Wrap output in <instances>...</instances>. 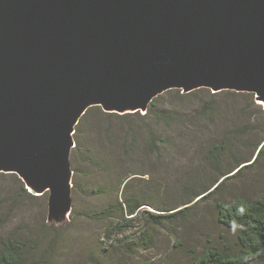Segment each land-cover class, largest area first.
<instances>
[{"label": "water", "instance_id": "1", "mask_svg": "<svg viewBox=\"0 0 264 264\" xmlns=\"http://www.w3.org/2000/svg\"><path fill=\"white\" fill-rule=\"evenodd\" d=\"M253 94L264 104V0H0V174L73 207L86 113L147 112L164 93Z\"/></svg>", "mask_w": 264, "mask_h": 264}, {"label": "rangeland", "instance_id": "2", "mask_svg": "<svg viewBox=\"0 0 264 264\" xmlns=\"http://www.w3.org/2000/svg\"><path fill=\"white\" fill-rule=\"evenodd\" d=\"M153 104L151 114L123 119L109 118L101 108L90 111L75 135L82 150L78 158L74 150L71 155L73 207L64 225L47 223L48 193L25 197L18 176L0 177V240L20 234L43 257L40 264H186L193 249L234 242L236 234L219 224L215 205L264 195V149L256 159L264 145V104L253 94L208 89L168 91ZM154 111L170 119L159 121ZM149 132L164 139L153 151L144 149ZM214 146L224 147L228 155L220 156L219 171L209 156ZM232 155L248 167L239 171ZM227 169L229 175L222 178ZM216 180L223 182L220 191L213 187ZM202 188L215 191L203 198ZM126 199L147 204L126 218L131 224L92 218ZM163 208L186 212L174 223L154 227L151 215L167 214L159 212ZM119 222L123 226L116 229Z\"/></svg>", "mask_w": 264, "mask_h": 264}, {"label": "trees", "instance_id": "3", "mask_svg": "<svg viewBox=\"0 0 264 264\" xmlns=\"http://www.w3.org/2000/svg\"><path fill=\"white\" fill-rule=\"evenodd\" d=\"M153 103L150 106L152 111L155 108V104ZM94 109H100V107H94L86 113L77 126L78 128L76 134L80 132L79 128H82L85 124H87L88 114ZM148 111L146 115L152 113V111ZM102 114L109 118L115 117L118 119H123L127 116L129 117L134 115L107 114L103 112ZM153 116L159 121H168L170 119V116H168L165 112L157 113L154 111ZM131 141L132 142L130 143V146L131 144H134V139L131 138ZM162 144H164L163 138L157 136L153 132H149L147 144L144 149L148 148L153 151V148ZM124 147H126V145H124ZM219 147L220 146H214V148L209 151L210 159L213 160V167L216 170L221 168L220 156L225 154L227 155V152L225 153L224 151V147H221L220 150ZM263 149L264 145L259 150L256 159H258L261 154L263 155ZM81 150L82 148L78 142L73 153L74 159L78 158V154L81 152ZM231 158L235 161L236 166L241 167L239 171L248 167H242L244 164L242 163V158L234 157L233 155ZM87 162L89 164H95V161L90 157L87 158ZM229 171L230 169H227L225 172L228 173H221L220 170L218 175L220 176L221 173V177L224 178L229 175ZM4 175L5 174H0V177ZM228 178L229 177L226 179ZM222 184L223 182L216 180L215 183H213V187L215 186V190L220 191L223 186ZM215 190L209 193L207 188H202L200 192H203V195H206L203 196V198H206L209 194L214 193ZM21 193V195L25 197L37 198L36 196H33L31 193H29L25 185L21 187ZM16 199L20 203V191L16 194ZM145 205L147 204L141 203L137 199L116 201L115 203H110L101 210L96 211L92 215V218L104 220L116 218L118 221H124L123 225L131 224V219L126 218L128 216L136 215L138 211ZM215 209L219 224L228 231L234 232L236 234L235 241L232 243L220 242L219 245H210L204 247L199 252H196V250L194 251L193 249L190 251L192 255L191 260L186 264H264V195L256 199L242 197L236 198L235 200L229 202L218 201L215 205ZM159 212H167V214H156L154 216L151 215L154 227L162 226L170 222L174 223L177 221V219H179V216H184L186 211L185 209H181L174 212L171 208H163L162 210H159ZM2 222L3 221L0 220V224H2ZM123 225L119 222L116 226V229ZM29 242L31 241L23 240L20 238V234L17 233H11L8 238L0 240V264H40V259L38 258L43 257L37 256L34 250H32L33 248L31 246L29 247ZM148 246V241H145L144 247L148 248Z\"/></svg>", "mask_w": 264, "mask_h": 264}]
</instances>
